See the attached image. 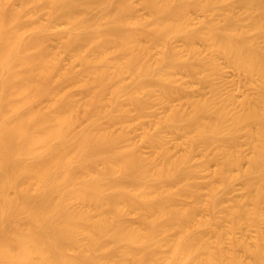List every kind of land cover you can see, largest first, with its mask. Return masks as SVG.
Segmentation results:
<instances>
[{
    "label": "bare ground",
    "instance_id": "obj_1",
    "mask_svg": "<svg viewBox=\"0 0 264 264\" xmlns=\"http://www.w3.org/2000/svg\"><path fill=\"white\" fill-rule=\"evenodd\" d=\"M18 1L0 0V264H264V0H139L148 18L131 0ZM217 57L253 93L220 96ZM174 100L146 130L152 104ZM238 169L246 194L223 205L216 178ZM243 225L254 241L225 247Z\"/></svg>",
    "mask_w": 264,
    "mask_h": 264
},
{
    "label": "rangeland",
    "instance_id": "obj_2",
    "mask_svg": "<svg viewBox=\"0 0 264 264\" xmlns=\"http://www.w3.org/2000/svg\"><path fill=\"white\" fill-rule=\"evenodd\" d=\"M131 1H133V3L135 2L134 4H136L137 2H139V0H131ZM14 3L16 5H19V1L18 0H14ZM137 4L138 5H136V6H139L138 7L139 10L137 9L139 11L138 14L139 15L141 14V16L144 17V18H146V17L148 18V16H147L148 13L146 12L147 10L145 11L142 7H140L139 3H137ZM193 16H194V18H196L195 19V22H197L196 21L197 19L204 18L205 15H202V16L201 15H199V16L198 15H193ZM144 18H142V19H144ZM40 19L42 21H44V22H47L48 21V17L45 14L41 15L40 16ZM65 28H66V25L64 23H57V24L53 25L50 28V34L56 35V34H58L60 32H63V30ZM52 45H53V47L54 46L57 47L59 45V41L57 39H54L52 41ZM176 45L179 48L182 47V43L181 42L180 43L177 42ZM197 47L200 50H202V51L205 49V45L200 44V43L198 44ZM217 58H218V62L220 63V66L222 68V71H221L220 74H217L216 75L214 82L217 83L218 86H221V88H220V93H221L220 96L225 97L227 95H233L235 97H238V99L241 100V99L244 98L243 97L244 95L253 93L252 89L247 85V79H246V77H244L236 68H233L226 59L220 58V57H217ZM69 61L70 60L66 57L65 58V64H69ZM78 68L80 69V67H78ZM177 78L179 79V81L181 83L182 82L184 83L185 87L187 88V90L189 92L195 93L196 95L198 93H200V94H202L203 96H206V97H208L210 95V88H209V86L206 85V84L204 85V84L199 83L198 78L186 77V76H183L182 74L177 75ZM65 89L66 90H70L72 92H76V93L78 92L77 89L71 87L70 85H66L65 86ZM211 93H212V89H211ZM152 105L153 106L151 107V113L153 112L152 113L153 115L154 114L155 115L158 114V116H160V117H158L156 115L154 117L153 116L152 117L150 116V118L146 119L144 128L146 130H148V131L154 130L155 123H156L155 121H159V120L164 119V117L166 116V114L169 111V108H173V106L179 108V106H181V101L174 100L173 102H171L169 104H165V105L164 104H160V103H154ZM185 108L186 107L184 106L183 109L184 110H188V107L186 109ZM132 116H133V117H131L132 118L131 119L132 121H130L131 122L130 124H132V125L130 126V128H132V131L135 128V131H134L135 133L132 132L133 135H131V137L133 136L132 139L135 142H137L138 144H141V134H142V131L143 130L140 128V125L138 126L139 129H138V127H135L140 122L138 121V123H137V120L135 119V117H136V114L135 113L132 114ZM156 117H158L160 119H158ZM133 119H135V120H133ZM121 127H122V125H117V126H115V129H119ZM177 137L178 136L175 135V134L166 133V138H167V141H168V145L170 144L168 147H170V149L172 150L173 153L179 154L181 152V150L180 149H176L175 148V145H176L177 142H180V140H181L182 137L179 136V139ZM242 137L244 138L243 140H247L246 139L247 138L246 136L242 135L241 138ZM243 140L242 139L240 140V144H241V141H243ZM246 142H247L246 143L247 145H245V142L243 141L242 144L240 145V148H241V150H242V152H243V154L245 156H247V155L249 156L250 155V150H249V147H247L248 146V141H246ZM141 147H143L142 150H143V152L146 155H150L151 149L148 146L145 145V146H141ZM202 156L203 155H201V153H198L197 152L195 154L194 160L192 162L193 165H199V164H201L202 160H204V157H202ZM247 166H248L247 164H244V168H246ZM216 170H217V167H216V164H214V163L208 164V166L205 165V167L203 168V172L201 173V177H200L201 179H199V181L200 182L201 181L202 182H208L207 180H211V178L213 177V175L216 172ZM239 170H241V169H238L235 172L232 171V173H231L232 181H231L229 187L226 186V184L223 181L220 182V180L218 181L217 178H216V181H215L216 182L215 184L217 186L216 196L222 198L221 202L225 199L224 200L225 204H223V205H227L229 203L231 204L233 202V200L235 201L238 197L241 199V198L244 197V194H246V190L243 187V185H244V178L240 175V174H242V171L239 174ZM212 180L214 182V179L213 178H212ZM212 180H211V182H212ZM217 183H218V185H217ZM207 192H208L207 189H204L202 193L205 194V195H207L206 194ZM204 197L205 196L203 195L202 200L204 202L203 201H202L203 203L201 202L203 205H200L202 207L199 208L200 211L198 210L199 213H198V216L197 217L199 219L200 218L201 219H204V218L205 219L206 218L208 219V218H210V215L212 216V214L206 208L207 207L206 202H207L208 198H204ZM181 202H183V200ZM184 202L186 204H188L189 203V200L188 201L184 200ZM221 208H223V206ZM223 215L225 216V214H223ZM223 215H222V217H223ZM133 218H134L133 216L130 217V219H133ZM223 218L225 219L226 216L223 217ZM228 219H229V221H231L230 218H228ZM227 221H228L227 218L225 220H223V223H224L223 225H225L224 227L226 229L230 230L229 227H231V225H230L231 222L228 221L229 222L228 223ZM261 228L264 229V223L261 225ZM231 232L232 233H229V235H227V237H225V239H224V246L227 247V248H229L228 246L231 245V243H233V241L247 240V241L253 242L254 239H255V237L258 236L257 235V231L254 228H249L246 225H243V226L239 227V229L233 230Z\"/></svg>",
    "mask_w": 264,
    "mask_h": 264
}]
</instances>
